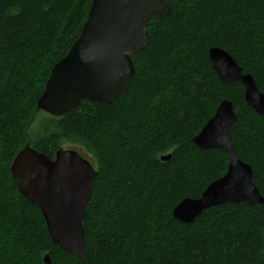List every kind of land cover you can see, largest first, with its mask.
<instances>
[{
    "label": "trees",
    "instance_id": "16d2710c",
    "mask_svg": "<svg viewBox=\"0 0 264 264\" xmlns=\"http://www.w3.org/2000/svg\"><path fill=\"white\" fill-rule=\"evenodd\" d=\"M90 3L0 0V264H45L46 253L50 264H87L51 241L10 174L26 143L53 158L63 140L95 159L82 221L90 264H264V203L212 206L190 223L172 215L226 172L223 150L191 141L224 99L237 115L236 153L264 197V116L245 104L240 83L218 78L208 57L214 46L227 51L264 92V0H175L167 18L149 21L122 95L82 99L33 129L50 70L79 36Z\"/></svg>",
    "mask_w": 264,
    "mask_h": 264
},
{
    "label": "water",
    "instance_id": "95a60500",
    "mask_svg": "<svg viewBox=\"0 0 264 264\" xmlns=\"http://www.w3.org/2000/svg\"><path fill=\"white\" fill-rule=\"evenodd\" d=\"M175 0H92L79 37L52 68L37 101L53 115L69 114L80 99L110 103L129 87L134 65L131 54L149 40L148 23L167 18ZM210 64L223 82L244 88L247 106L264 116V92L250 73L223 49L208 50ZM237 115L232 101L222 100L191 141L200 149H222L228 156L226 172L210 182L199 198H185L174 209L180 222H192L204 209L225 202L256 205L264 198L253 182L249 164L237 155L230 129ZM10 173L19 193L44 217L53 243L87 261L82 220L92 196L96 172L74 150L58 149L54 159L26 144L14 157ZM50 264L49 256L44 258Z\"/></svg>",
    "mask_w": 264,
    "mask_h": 264
},
{
    "label": "bare ground",
    "instance_id": "6f19581e",
    "mask_svg": "<svg viewBox=\"0 0 264 264\" xmlns=\"http://www.w3.org/2000/svg\"><path fill=\"white\" fill-rule=\"evenodd\" d=\"M91 1H92V0H91ZM89 9H90V6H89ZM89 9H88V11H89ZM88 11H87V16H88ZM87 16H86V19H85L83 25L85 24V22H86V20H87ZM83 25H82V27H83ZM82 27H81V30H82ZM81 30H80V32H81ZM79 35H80V33H79ZM78 37H79V36H78ZM78 37H77V38H78ZM77 38H76V39H77ZM76 39H75V40H76ZM73 43H74V42H73ZM73 43H72V44H73ZM71 46H72V45H71ZM71 46H70V47H71ZM214 47H216V46H214ZM69 49H70V48H69ZM69 49H68V51H69ZM221 49H222V48H221ZM68 51H67V52H68ZM224 51H225V50H224ZM226 52H227V51H226ZM227 53H228V52H227ZM66 54H67V53H66ZM66 54H65V55H66ZM228 54H229V53H228ZM65 55H64V56H65ZM131 55H133V54H131ZM229 55H230V54H229ZM64 56H63V57H64ZM230 56H231V55H230ZM63 57H62V58H63ZM130 57H131V56H130ZM231 57H232V56H231ZM232 58H233V57H232ZM60 59H61V58H60ZM60 59H59V60H60ZM131 59H132V58H131ZM233 59H234V58H233ZM59 60H58V61H59ZM58 61H57V62H58ZM57 62H55V63L53 64V66H54ZM133 65H134V64H133ZM53 66H52V68H53ZM52 68H51V70H52ZM51 70H50V74H51ZM134 71H135V68H134ZM50 74H49L48 78L50 77ZM133 75H134V74H133ZM48 78H47V80H48ZM47 80H46V81H47ZM45 83H46V82H45ZM256 85H257V84H256ZM44 90H45V85H44V89H43L42 93L40 94V96L43 94ZM261 92H263V91H261ZM40 96H39V97H40ZM39 97H38V99H39ZM38 99H37V101H38ZM82 99H87V98H82ZM82 99H80V101H81ZM87 100H89V99H87ZM90 101H93V100H90ZM218 105H219V104H218ZM37 109L42 110V111H45V110H43V109H41V108H38V105H37ZM45 112H46V113H49V114L52 115V116H56V115L51 114L50 112H47V111H45ZM61 116H64V115H61ZM56 117H59V116H56ZM191 139H192V138H191ZM26 144H29V143H26ZM26 144H25V145H26ZM25 145H24V146H25ZM24 146H23L21 149H23ZM29 147L32 148V149H35V148L31 147L30 144H29ZM60 148H62L63 150H74V151H76V152L79 154V156L82 157L83 159H85V160L89 163V165L92 167V169L96 172V170H95V168H94V165H93V164H92V163H91V162H90V161H89L84 155H82L77 149H75V148H64L63 146L59 147L58 149H60ZM21 149H20V150H21ZM58 149H57V150H58ZM20 150H19V151H20ZM35 150L38 151L37 149H35ZM57 150H56V151H57ZM221 150H222V149H221ZM19 151H18V152H19ZM56 151H55V154H56ZM18 152H17V153H18ZM38 152H41V151H38ZM41 153H43V152H41ZM43 154H45V153H43ZM55 154H54V157H53V158L48 157L46 154H45V155H46L48 158H50V159H54V158H55ZM15 156H16V155H15ZM169 157H170V153H168V154H164V155H161V156H160V159H161V160H167V159H169ZM227 158H228V156H227ZM13 159H14V158H13ZM12 161H13V160H12ZM243 162H244V161H243ZM245 163H246V162H245ZM10 166H11V165H10ZM227 166H228V164H227ZM10 174H11V173H10ZM223 175H224V174H223ZM95 176H96V175H95ZM94 178H95V177H94ZM13 182H14V181H13ZM93 182H94V181H93ZM211 182H212V181H211ZM15 185H16V184H15ZM16 187H17V186H16ZM17 190H18V189H17ZM92 191H93V186H92ZM259 193H260V192H259ZM200 195H201V194H200ZM261 196H262V195H261ZM23 197H24V196H23ZM199 197H200V196H199ZM199 197H198V198H199ZM262 197H263V196H262ZM24 198H25V197H24ZM185 198H190V197H185ZM185 198H183V199H185ZM263 198H264V197H263ZM183 199H182V200H183ZM182 200H181V201H182ZM181 201H179V202L173 207V209H174V208H175V207H176ZM225 203H227V202H225ZM229 203H231V202H229ZM243 203H244V202H243ZM222 204H224V203H222ZM219 205H220V204H219ZM215 206H217V205H215ZM211 207H212V206H211ZM173 209H172V212H173ZM38 210H39V209H38ZM204 210H205V209H204ZM39 211H40V210H39ZM40 213H41V212H40ZM41 215H42V214H41ZM172 215H173V213H172ZM42 217H43V216H42ZM173 217H174V216H173ZM43 219H44V217H43ZM82 221H83V220H82ZM44 222H45V220H44ZM45 225H46V223H45ZM82 226H83V224H82ZM46 229H47V227H46ZM83 229H84V228H83ZM47 232H48V230H47ZM48 235H49V233H48ZM49 237H50V235H49ZM50 239H51V238H50ZM51 241H52V239H51ZM52 242H53V241H52ZM84 246H85V233H84ZM85 251H86V249H85ZM65 252H66V251H65ZM46 256H49L50 263H51V258H50L49 253H46V254L44 255V257H43V262H44L45 264H47V263L45 262V260H44V258H45ZM76 256H77V255H76ZM77 257H78V256H77ZM86 258H87V261H88V262H86V261H85V262H86L87 264H90V262H89V260H88V257H87V254H86ZM80 259H81V258H80ZM81 260H82V259H81Z\"/></svg>",
    "mask_w": 264,
    "mask_h": 264
},
{
    "label": "rangeland",
    "instance_id": "374dc122",
    "mask_svg": "<svg viewBox=\"0 0 264 264\" xmlns=\"http://www.w3.org/2000/svg\"><path fill=\"white\" fill-rule=\"evenodd\" d=\"M47 116V113L45 111H39L36 116V121L33 123L32 128L36 129L38 125H40L41 119L45 118ZM61 146L64 148H75L77 149L82 155H84L92 164L95 163L94 156L90 151H88L83 145L72 142V141H67L63 140L61 143Z\"/></svg>",
    "mask_w": 264,
    "mask_h": 264
}]
</instances>
